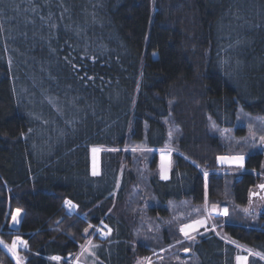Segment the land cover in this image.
<instances>
[{
  "label": "trees",
  "instance_id": "obj_1",
  "mask_svg": "<svg viewBox=\"0 0 264 264\" xmlns=\"http://www.w3.org/2000/svg\"><path fill=\"white\" fill-rule=\"evenodd\" d=\"M244 112L264 116V0H0L1 235L28 240L27 264H72L91 236L95 264H237L250 250L248 264H264V210H243L264 157ZM230 153L247 155L246 171L218 164ZM207 198L229 205L225 235L184 240Z\"/></svg>",
  "mask_w": 264,
  "mask_h": 264
},
{
  "label": "rangeland",
  "instance_id": "obj_2",
  "mask_svg": "<svg viewBox=\"0 0 264 264\" xmlns=\"http://www.w3.org/2000/svg\"><path fill=\"white\" fill-rule=\"evenodd\" d=\"M240 121L242 123H246L249 126V130L248 131H249L250 138H252L253 140H255L257 142L256 146H258V147L260 146V148L263 149V144H261L260 137L264 136V131H263L262 135H260V136H259V133H260V131L264 130V116H254V117H252V115H248L246 112H244V113H241ZM218 132L222 135V137L224 139H226L228 141L230 146H232L233 148L235 146H237V143H234V141H233V140H235L234 137H233V130L232 131L231 130L228 131L227 129H223V130H220ZM99 147H100V151H101L100 153H101V157H102V152H103V150L105 148L102 147V146H99ZM137 148H138L137 151H139V152H144V151L147 150L145 146L135 147L134 149H137ZM119 149L120 148H117V147L111 148V150H114V151H118ZM122 149L125 150V151H132V146L127 145L125 147H122ZM169 149H170V147H165V148L159 149V174H160V157H161L163 152L169 151ZM223 156H244L246 158V160H247V155L245 153H230V154L223 155ZM101 166H102V161H101ZM122 166L123 167H127V165L125 163H123ZM227 169L231 170L234 173L243 172V171L247 170V168H245L246 170L244 169L242 171L241 168H238L237 166H230V167H227L226 170ZM254 171L256 173H258L257 170H254ZM260 174H261V178L259 180V184H257L255 187L252 188V195H251L250 202L245 207H243L244 212H246L248 215H254V217H258L260 212L264 210V189L260 188V185H264V171H260ZM209 203L211 205H217V206H220L222 204L228 205L227 203H211L210 201H209ZM65 206H66L67 210H69L70 212L78 213V205H77V208H74V207L69 208L66 204H65ZM228 208H229V205H228ZM17 209H20V208H15L13 211H11L9 209V213H8V218L10 219L9 225L12 228H18L13 223V216L16 215V210ZM204 209H205V213L204 214H202L201 216H198L197 218H195V219H193V220H191L189 222H186V223L182 224L181 228L184 227L185 225H188L192 221H195L197 219L205 217L206 214L208 213L206 205H204ZM20 210H21L20 216L23 217L24 214H25V211L23 209H20ZM217 212H214L216 214L213 213V215H212L215 228L214 227L213 228L209 227V229H208V227H207V229L204 228V229H201V230H196L195 232L190 233V235L194 237V239H191V240L187 239L185 237L184 233L181 232L182 235H183V239L184 240L195 241L196 237H197V235L199 233H201L203 231L210 230V229L215 230L216 232H218L221 235H225L223 226H224V223L227 220V218H225V217L228 216V214L230 213V208H229V211H228L227 215H223L222 216V215H219ZM224 218H225V220H224ZM103 223L108 225L106 222L102 221L99 224L95 225V228H96V226L99 227ZM1 230H3V228H1L0 231ZM111 230H112V228H111ZM111 233H110V235H111ZM17 237H19L22 241L26 242V244L18 243L14 250H10L12 248L13 241L16 240ZM108 237H106V238H108ZM95 240L96 239L94 238V236H91L85 243H83L81 245L80 251L77 253V255H76V257L74 258L73 261H75V262L77 261L80 264H95V262H96L95 258L91 257L92 246H93V243L95 242ZM0 242H2V243H0V247L2 248V250L4 252H6L10 256V258L12 260L11 264H17V257H19V259L22 261V264H27L28 258L25 255L24 251H26V249H28V240L24 236H22V234H16V235L13 236V238L10 241H8L0 233ZM5 245H7V247H5ZM182 250H185V248L181 249V251ZM159 251H162V250H157L156 253H158ZM250 251H252V250H250ZM250 251H249V253L253 252V251L252 252H250ZM185 252H188V250L185 251ZM249 253L241 254V255H246L247 256V264H248ZM53 257H60L61 259L57 260L58 262H60L63 259V257L60 256V255H55ZM157 260H159V257H155L153 255H150V256L141 258L139 261H140L141 264H155V262ZM0 264H10V263L7 262L5 257H0Z\"/></svg>",
  "mask_w": 264,
  "mask_h": 264
},
{
  "label": "crops",
  "instance_id": "obj_3",
  "mask_svg": "<svg viewBox=\"0 0 264 264\" xmlns=\"http://www.w3.org/2000/svg\"><path fill=\"white\" fill-rule=\"evenodd\" d=\"M172 151H173V148H170L169 149V151H165V152H163L162 153V155H161V157H160V177L162 178V179H164L163 178V176L164 175H166L167 176V179H164V180H169L170 178H171V173H172ZM171 155V156H170ZM219 157H231V156H223V155H221V156H219ZM218 157V158H219ZM244 157V156H243ZM218 164L221 166V167H224V168H227V167H230V166H236V165H234V164H229V163H222L219 159H218ZM246 168V158L244 157V167H243V169H241L242 171L244 170ZM246 170V169H245ZM91 172L94 174V175H99V174H101V172H102V166L100 167V170H98V171H94L93 169H92V167H91ZM66 201H71V200H66ZM72 202V204L75 206L74 208H77V204L75 203V202H73V201H71ZM205 205H206V208H207V211H208V213L206 214V216L205 217H202V218H200V219H197V220H195V221H192L191 223H189L188 225H194V222H196V221H199V220H204L205 221V223L204 224H202V225H195V230H192V229H188V231H189V234L190 233H192V232H195L196 230H201V229H204V228H206L207 229V227H208V229H209V227H211V228H215V225H214V222H213V213H214V211L212 210V206L213 205H211L210 203H209V199L207 198V200H206V203H205ZM253 205V204H252ZM224 208H227V210L229 211V208H228V205H226V204H222V205H220V206H218V209H219V211L217 212L219 215H224V213H223V209ZM214 214H216V213H214ZM241 255V254H240ZM240 255H238V257L240 256ZM237 264H239V261L237 260Z\"/></svg>",
  "mask_w": 264,
  "mask_h": 264
},
{
  "label": "snow or ice",
  "instance_id": "obj_4",
  "mask_svg": "<svg viewBox=\"0 0 264 264\" xmlns=\"http://www.w3.org/2000/svg\"><path fill=\"white\" fill-rule=\"evenodd\" d=\"M169 135L171 136V133H169ZM260 141H261V144H264V136H261L260 137ZM218 159L222 163L234 164L238 168H241V169H243V167H244V157L243 156L219 157ZM204 175H205V179L207 181V175L208 174L205 172ZM163 178L164 179H167V176L164 175ZM260 188L264 189V185H260ZM205 189H207V182L205 183ZM65 204L69 208L75 207L72 204L71 201H65ZM212 210L214 212L219 211L218 206L217 205H213L212 206ZM222 211H223L224 215H227L228 214L227 208H224ZM20 212H21L20 209H17L16 210V215L13 216L14 223H19L18 217L20 215ZM204 223H205L204 220H199V221L194 222V225H185L184 227H182L180 229V231L184 233V235H185V237L187 239H190L191 240V239H194V237L189 234L188 229L195 230V225H202ZM90 227H91V225H90ZM85 231H87V229H85ZM0 243H2V242H0ZM18 243H24V244H26V242L22 241L19 237H17L16 240L13 241L12 248L10 250H14L16 248V246H17ZM5 247H7V245H5ZM185 251H187V249H185ZM255 255H260L261 256V259H264V255H262L260 253H256ZM50 259L60 260L61 258L60 257H51ZM237 260L240 261V262H242V264H247V257H237ZM17 264H22V261L19 259V257H17Z\"/></svg>",
  "mask_w": 264,
  "mask_h": 264
},
{
  "label": "bare ground",
  "instance_id": "obj_5",
  "mask_svg": "<svg viewBox=\"0 0 264 264\" xmlns=\"http://www.w3.org/2000/svg\"><path fill=\"white\" fill-rule=\"evenodd\" d=\"M100 152H101L100 147H92V169L94 171L100 170V167H101V153ZM239 257H247V256L240 255ZM239 264H242V262L239 261Z\"/></svg>",
  "mask_w": 264,
  "mask_h": 264
},
{
  "label": "built area",
  "instance_id": "obj_6",
  "mask_svg": "<svg viewBox=\"0 0 264 264\" xmlns=\"http://www.w3.org/2000/svg\"><path fill=\"white\" fill-rule=\"evenodd\" d=\"M112 232L111 227L106 224H101L99 227L96 226V234H98L101 238H106ZM72 264H80L79 262H75L72 260Z\"/></svg>",
  "mask_w": 264,
  "mask_h": 264
},
{
  "label": "water",
  "instance_id": "obj_7",
  "mask_svg": "<svg viewBox=\"0 0 264 264\" xmlns=\"http://www.w3.org/2000/svg\"><path fill=\"white\" fill-rule=\"evenodd\" d=\"M91 165H92V149H91ZM92 167V166H91ZM252 195V194H251ZM18 220H19V223H14V221H13V223H14V225L16 226V227H19V225H20V222H21V216L19 215V217H18ZM250 252H252V251H250ZM249 257V256H248ZM72 258V256L70 255L69 256V259H71Z\"/></svg>",
  "mask_w": 264,
  "mask_h": 264
},
{
  "label": "flooded vegetation",
  "instance_id": "obj_8",
  "mask_svg": "<svg viewBox=\"0 0 264 264\" xmlns=\"http://www.w3.org/2000/svg\"><path fill=\"white\" fill-rule=\"evenodd\" d=\"M262 154H263V157H264V144H263ZM256 193H257V192H256ZM256 193H255V194H256Z\"/></svg>",
  "mask_w": 264,
  "mask_h": 264
}]
</instances>
